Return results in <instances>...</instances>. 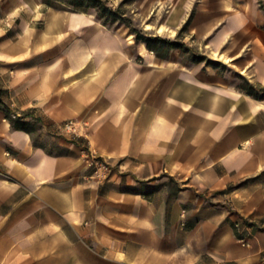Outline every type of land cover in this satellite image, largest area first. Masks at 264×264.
Listing matches in <instances>:
<instances>
[{
    "label": "crops",
    "instance_id": "obj_1",
    "mask_svg": "<svg viewBox=\"0 0 264 264\" xmlns=\"http://www.w3.org/2000/svg\"><path fill=\"white\" fill-rule=\"evenodd\" d=\"M147 8L0 0V264H264V0Z\"/></svg>",
    "mask_w": 264,
    "mask_h": 264
},
{
    "label": "rangeland",
    "instance_id": "obj_2",
    "mask_svg": "<svg viewBox=\"0 0 264 264\" xmlns=\"http://www.w3.org/2000/svg\"><path fill=\"white\" fill-rule=\"evenodd\" d=\"M75 0H44L48 6L56 8H63L68 10H83L94 14L100 21L113 28H122L125 31L133 34L135 38H142L140 40H146L154 48L166 52L174 47L182 48L197 59L194 49L185 45L181 41L173 42L168 39H164L158 36L151 35L147 32L146 27L148 24H144L146 16L153 15L154 11L147 8L149 0H102L101 4H94L83 0L81 4H75ZM78 1V0H77ZM108 7L116 14H111L104 7ZM144 17V22L141 20ZM238 81L242 84L246 83L243 79L238 78Z\"/></svg>",
    "mask_w": 264,
    "mask_h": 264
},
{
    "label": "built area",
    "instance_id": "obj_3",
    "mask_svg": "<svg viewBox=\"0 0 264 264\" xmlns=\"http://www.w3.org/2000/svg\"><path fill=\"white\" fill-rule=\"evenodd\" d=\"M13 117L15 118L17 115H13ZM61 129L66 134L78 137L81 130V123L77 120H68L61 124Z\"/></svg>",
    "mask_w": 264,
    "mask_h": 264
},
{
    "label": "trees",
    "instance_id": "obj_4",
    "mask_svg": "<svg viewBox=\"0 0 264 264\" xmlns=\"http://www.w3.org/2000/svg\"><path fill=\"white\" fill-rule=\"evenodd\" d=\"M81 1H83V0H75V1H73L75 4H81L80 2ZM88 2H92V3H94V4H101V2H103L102 0H87ZM105 8V10H107L109 13H111V14H116L117 12L116 11H113L112 9H109L108 7H104ZM105 24V23H104ZM137 40H140V39H142V38H136ZM144 41H146V40H144ZM147 44H148V46L150 47V48H154L151 44H149L148 42H147Z\"/></svg>",
    "mask_w": 264,
    "mask_h": 264
}]
</instances>
